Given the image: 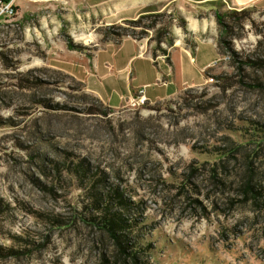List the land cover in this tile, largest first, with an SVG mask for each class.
<instances>
[{"label":"rangeland","instance_id":"374dc122","mask_svg":"<svg viewBox=\"0 0 264 264\" xmlns=\"http://www.w3.org/2000/svg\"><path fill=\"white\" fill-rule=\"evenodd\" d=\"M14 1L0 264H264V5Z\"/></svg>","mask_w":264,"mask_h":264},{"label":"crops","instance_id":"0c3cea01","mask_svg":"<svg viewBox=\"0 0 264 264\" xmlns=\"http://www.w3.org/2000/svg\"><path fill=\"white\" fill-rule=\"evenodd\" d=\"M117 0V12H120L122 15L119 18H129L135 14H138L142 9L149 5H157L158 3H162V6H165L170 0ZM201 1V0H197ZM203 1V0H202ZM228 6H245L252 3L262 4L264 5V0H224ZM122 44H126L128 48L131 50L129 52V56L127 62L134 56H143V54L138 53V43L134 39L130 37H126L123 39ZM189 52L188 49H185ZM192 57V56H191ZM190 57V58H191Z\"/></svg>","mask_w":264,"mask_h":264},{"label":"built area","instance_id":"2783aa9c","mask_svg":"<svg viewBox=\"0 0 264 264\" xmlns=\"http://www.w3.org/2000/svg\"><path fill=\"white\" fill-rule=\"evenodd\" d=\"M14 0H0V16L11 17L16 11Z\"/></svg>","mask_w":264,"mask_h":264},{"label":"trees","instance_id":"16d2710c","mask_svg":"<svg viewBox=\"0 0 264 264\" xmlns=\"http://www.w3.org/2000/svg\"><path fill=\"white\" fill-rule=\"evenodd\" d=\"M215 15H216V20H217L218 24H220L221 23V16H220V14L218 12H216Z\"/></svg>","mask_w":264,"mask_h":264}]
</instances>
